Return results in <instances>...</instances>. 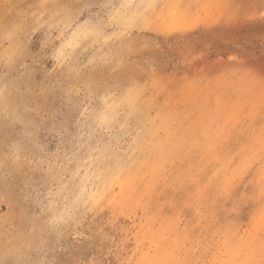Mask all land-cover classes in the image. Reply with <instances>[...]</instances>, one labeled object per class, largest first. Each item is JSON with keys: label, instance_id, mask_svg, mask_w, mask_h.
Masks as SVG:
<instances>
[{"label": "rangeland", "instance_id": "rangeland-1", "mask_svg": "<svg viewBox=\"0 0 264 264\" xmlns=\"http://www.w3.org/2000/svg\"><path fill=\"white\" fill-rule=\"evenodd\" d=\"M0 264H264V0H0Z\"/></svg>", "mask_w": 264, "mask_h": 264}]
</instances>
